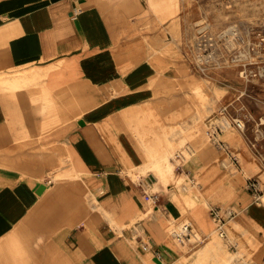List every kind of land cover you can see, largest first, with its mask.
<instances>
[{
  "label": "crops",
  "instance_id": "0c3cea01",
  "mask_svg": "<svg viewBox=\"0 0 264 264\" xmlns=\"http://www.w3.org/2000/svg\"><path fill=\"white\" fill-rule=\"evenodd\" d=\"M189 8L0 0V264H175L189 244L169 226L190 221L206 237L213 207L264 264V204L246 186L252 177L264 187L256 134L225 127L222 146L202 131L192 101L200 74L179 43ZM181 143L187 186L164 185L154 165Z\"/></svg>",
  "mask_w": 264,
  "mask_h": 264
},
{
  "label": "rangeland",
  "instance_id": "374dc122",
  "mask_svg": "<svg viewBox=\"0 0 264 264\" xmlns=\"http://www.w3.org/2000/svg\"><path fill=\"white\" fill-rule=\"evenodd\" d=\"M181 1L178 0L179 4ZM184 1L190 7L187 12L189 24L184 26L183 30L185 39L179 41L184 51H198L194 45L202 33H211L220 38L211 58L209 74H200L195 89L196 96L192 99L196 104L195 109L201 114L199 123L202 131H207L215 125L231 126V120L223 114L224 118L220 117L221 119L216 121L213 118L216 115L219 118L225 106L221 104L229 97L226 91L234 87L236 96L231 98L233 105L228 111L235 114L236 110L242 109L252 114L254 121L248 125H252L250 127L254 129L256 139H249L256 145L258 143V146L260 144V152L264 154V125L257 126V117L248 107V104L254 107H257L258 103L260 106L264 105V50H260V35L264 34V0ZM177 19L174 18V22ZM244 37L249 39V43L241 42L240 39ZM191 59L193 60L192 56ZM242 70L244 73H241ZM261 115L264 117V114ZM188 149L186 143H181L179 147L173 148L168 157L154 165V169L161 173L164 185L175 183L181 188L187 186L184 174H179L183 170L176 168L180 162L176 160L175 155L181 153L184 156L185 159L181 162L183 165L191 157L190 152L186 151ZM261 200L264 204V198ZM239 235L240 232L236 228L228 227L226 237H220L213 231L198 244L194 243L195 238H192L189 248L182 247V253L175 264H255L240 246ZM205 247L209 248L207 253L199 257Z\"/></svg>",
  "mask_w": 264,
  "mask_h": 264
},
{
  "label": "built area",
  "instance_id": "2783aa9c",
  "mask_svg": "<svg viewBox=\"0 0 264 264\" xmlns=\"http://www.w3.org/2000/svg\"><path fill=\"white\" fill-rule=\"evenodd\" d=\"M219 39L220 38L218 36H215L211 33H202L198 42L195 43L194 45V48L198 49V51L194 49L188 52L186 51V58L188 59L189 64L194 71L202 75L209 74V69H210L209 65L211 64V61H212L211 58L214 55V51L218 47L217 43ZM240 40L242 43H245V44L249 43L248 41L249 39L247 37H244ZM260 50H264V34L260 35ZM191 56L193 57V60L191 59ZM241 73H244L243 70L241 71ZM229 107H230V104L225 105L222 108V114L231 120L232 122L231 125L235 126L241 132H246L248 124L251 121H254L252 114L245 112L242 109L236 110L237 112L233 114L228 111ZM255 122L257 126L261 127L262 125H264V117H262L261 115L260 118L255 120ZM223 128L225 127L220 126V125L213 126L212 128L206 131V134L210 137L211 141L218 144L221 141L217 138V136H218V133ZM249 143L251 144V147L255 151V153H257L258 156L261 158V160L264 162V154L260 152V147L257 146L254 142H249ZM220 144L224 146V142H221ZM175 158L177 161L180 162L176 168L178 170H182L183 165L181 164V162H183V155L181 153H177L175 155ZM233 162L237 163V160L234 158ZM190 182L192 186H194V180L191 179ZM246 186L248 190L252 193L255 202L261 203L262 202L261 199L264 196V187H261L258 180L252 177H248ZM145 194L147 195L148 193L145 192ZM146 198L152 206H157L160 201L159 195L156 193H151L147 195ZM210 212H211L212 220L215 224V231L218 233L220 237H226L227 236V232L225 229L226 219L222 216L221 209L213 207L211 208ZM227 213H228L229 218L235 215L234 212L231 210H228ZM168 230H169V234L174 238V240L181 245L189 244L192 238H195L194 243L196 242L198 244L202 242L205 237L201 235L198 236V234L193 230V226L190 221H184V222L177 223V224H171ZM149 247L150 246L148 243H144L142 245V248L145 251L148 250Z\"/></svg>",
  "mask_w": 264,
  "mask_h": 264
},
{
  "label": "bare ground",
  "instance_id": "6f19581e",
  "mask_svg": "<svg viewBox=\"0 0 264 264\" xmlns=\"http://www.w3.org/2000/svg\"><path fill=\"white\" fill-rule=\"evenodd\" d=\"M241 98V97H240ZM235 140V139H234ZM239 143V142H238ZM234 144V143H233ZM260 219H262V218H260ZM248 220V219H247ZM262 223V222H261ZM264 224V223H263ZM259 225V224H258ZM262 228V227H261ZM260 229V228H259ZM244 231V230H243ZM232 241V240H231ZM233 244V243H232ZM241 248V247H240ZM208 247H205L201 252H200V254H199V257H202L203 255H205L206 253H207V251H208ZM243 255V254H242ZM199 260V259H198ZM198 260H197V262H198ZM217 261V260H216Z\"/></svg>",
  "mask_w": 264,
  "mask_h": 264
},
{
  "label": "water",
  "instance_id": "95a60500",
  "mask_svg": "<svg viewBox=\"0 0 264 264\" xmlns=\"http://www.w3.org/2000/svg\"><path fill=\"white\" fill-rule=\"evenodd\" d=\"M42 188H43V187L41 186L40 190H42Z\"/></svg>",
  "mask_w": 264,
  "mask_h": 264
}]
</instances>
